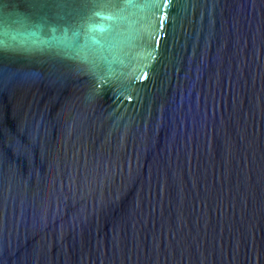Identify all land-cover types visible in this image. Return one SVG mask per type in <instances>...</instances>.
Here are the masks:
<instances>
[{
	"label": "water",
	"instance_id": "95a60500",
	"mask_svg": "<svg viewBox=\"0 0 264 264\" xmlns=\"http://www.w3.org/2000/svg\"><path fill=\"white\" fill-rule=\"evenodd\" d=\"M0 264H264V0H0Z\"/></svg>",
	"mask_w": 264,
	"mask_h": 264
}]
</instances>
